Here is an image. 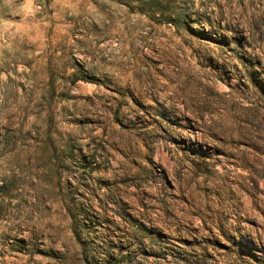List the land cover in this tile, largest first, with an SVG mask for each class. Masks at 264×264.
<instances>
[{"label": "rangeland", "instance_id": "obj_1", "mask_svg": "<svg viewBox=\"0 0 264 264\" xmlns=\"http://www.w3.org/2000/svg\"><path fill=\"white\" fill-rule=\"evenodd\" d=\"M0 264H264V0H0Z\"/></svg>", "mask_w": 264, "mask_h": 264}, {"label": "clouds", "instance_id": "obj_2", "mask_svg": "<svg viewBox=\"0 0 264 264\" xmlns=\"http://www.w3.org/2000/svg\"><path fill=\"white\" fill-rule=\"evenodd\" d=\"M25 3L30 5L32 3V0H25Z\"/></svg>", "mask_w": 264, "mask_h": 264}]
</instances>
